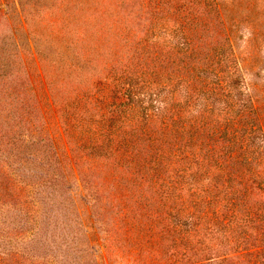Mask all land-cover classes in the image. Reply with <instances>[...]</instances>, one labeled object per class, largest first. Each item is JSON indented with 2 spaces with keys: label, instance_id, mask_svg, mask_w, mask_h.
<instances>
[{
  "label": "trees",
  "instance_id": "1",
  "mask_svg": "<svg viewBox=\"0 0 264 264\" xmlns=\"http://www.w3.org/2000/svg\"><path fill=\"white\" fill-rule=\"evenodd\" d=\"M98 1L92 15L111 23L80 29L29 13L66 53L47 58L53 69L70 68L64 76L46 70L30 35L22 50L0 34V209H12L0 239L28 237L0 243V264H78L73 251L90 252L81 264H98L75 202L63 196L66 175L35 81L53 101L75 165L91 163L82 186L110 264L118 247L131 264H180L160 261L167 250L182 264H264V96L245 81L252 64L231 33L245 21L263 34L264 8L257 0H247L250 11L244 0H117L100 9ZM222 4L235 7L230 26ZM89 30L84 46L78 39Z\"/></svg>",
  "mask_w": 264,
  "mask_h": 264
},
{
  "label": "rangeland",
  "instance_id": "2",
  "mask_svg": "<svg viewBox=\"0 0 264 264\" xmlns=\"http://www.w3.org/2000/svg\"><path fill=\"white\" fill-rule=\"evenodd\" d=\"M95 1L98 0H2L4 15L3 17H0V34H2V36H4L5 34H12L13 37L11 38H16L22 50L28 47L27 34L30 35L31 41L36 45L42 57H45L44 66L46 67V70H48L50 74L55 71L56 74L54 75L57 76L60 72L64 76V74L68 72L70 68L61 67L58 69L54 68V70L47 58L53 57L54 59H58V62H61L62 60H60V57L63 56L65 58L66 53L62 51L61 47H58V40L47 35L45 33L46 31L36 24L35 19L37 18V16H34V14H32L33 16H30L31 14L29 13L35 12L38 14L37 11H39L40 13L46 14V16L48 15L53 19H57L59 22L67 23L80 29L93 24L100 25L102 22H98V19H101L100 21L108 20L106 22L111 23V21L113 20L110 19L111 15L101 13L92 15L93 2ZM109 4H112V6L115 7V5L117 4V0H99L98 4H95L94 7H99L100 9H102L106 8ZM244 4V10L250 11L252 4H249L247 0H244ZM222 5L223 17L225 18L227 24L230 26L232 14L235 13V11L232 9H235V7H231L228 4ZM23 8L24 12L22 11ZM255 8L263 9L264 0H257ZM25 12L28 15L25 19H28L30 26H32V33L34 32V35L26 31L27 25L24 22ZM233 28L234 30L231 32L232 38L239 57L244 60L248 59L247 63L252 64L251 66H246L244 69L245 81L248 82L251 86L250 90L253 89L256 93H258V95L264 96V26L262 27L263 34H258L257 36H253L249 24L245 21H242L239 25ZM87 35L88 37L84 41L78 39L84 46L90 39H92V33L90 30ZM84 46H81L82 49L85 48ZM60 52L62 56H60ZM3 58L4 56L2 57V60ZM100 65L102 64H99L97 68H99ZM66 77H68V75ZM75 77L80 79L84 77V74L78 73L77 75H75ZM35 87L41 94L42 109L45 113L44 119L50 132L54 148L59 158L61 159L63 170L66 175L65 183L63 185V196H68L66 202H70V199L75 202V207L79 214L78 220L81 222L83 231L92 244L93 254L98 264H110L107 253L102 244L99 223L93 215L91 202L89 197L87 196V191L82 186L83 182L85 183V180H81V177L83 176V173L87 175V171H90L87 166H89L91 163L88 164V162L84 161V164L79 163L75 165L74 161L71 158L70 146L65 136L62 123L53 111V101L51 97L48 96L46 89L42 84L40 85L38 81H35ZM55 89L60 91L61 94L65 91L66 93L70 94L71 87L66 89L65 91H62V88H59L58 86H56ZM14 90L15 92L13 93V95L16 99H19L23 96L22 89L17 87L14 88ZM6 186L11 193H14L15 185H13L12 182L7 181ZM99 192L102 193V190H99ZM20 193L23 195V198L26 197L25 191L22 190L20 191ZM11 211L12 209H10V207L0 209V220L3 219L4 215L6 214L11 215ZM61 219L62 217L60 216L59 221H61ZM72 226L76 227V221H72ZM23 238L12 234L11 238H9V241L7 238H3L0 239V243H5L8 241L7 246L19 245L22 244L21 242H25L28 240V237L23 236ZM117 250V261H115V263L113 264H131V262L128 261L130 255L127 252L123 251L121 247H118ZM171 251L172 250H167L165 254H162L159 257L162 263H171L172 261H175V263L182 264L185 262L186 259L180 258L179 255V259L175 258L174 255H171ZM73 255L75 256V258H79L78 264H81L80 261H83V259H89L91 257L90 252L88 251H73ZM132 263L135 264L134 262ZM209 264H226V261H220L219 259H217L209 262Z\"/></svg>",
  "mask_w": 264,
  "mask_h": 264
}]
</instances>
